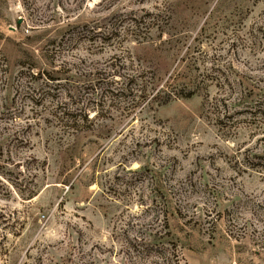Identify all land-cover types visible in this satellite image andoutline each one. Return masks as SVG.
<instances>
[{
    "label": "rangeland",
    "instance_id": "374dc122",
    "mask_svg": "<svg viewBox=\"0 0 264 264\" xmlns=\"http://www.w3.org/2000/svg\"><path fill=\"white\" fill-rule=\"evenodd\" d=\"M0 264H264V0H0Z\"/></svg>",
    "mask_w": 264,
    "mask_h": 264
},
{
    "label": "trees",
    "instance_id": "16d2710c",
    "mask_svg": "<svg viewBox=\"0 0 264 264\" xmlns=\"http://www.w3.org/2000/svg\"><path fill=\"white\" fill-rule=\"evenodd\" d=\"M164 89V87L162 88V89H160L159 91L157 90V88L155 89V91H158L157 92V94L155 95V97H154V99H157L161 94H166V92L163 90ZM166 89H167V91L169 92V94H171L172 95V90H173V87H172V85H168V86H166ZM169 89H170V91H169ZM73 119H76L77 118V115L76 116H73L72 117ZM152 242H154V241H152ZM149 247H151V246H149ZM153 248H156L155 250H153ZM151 251H154V253H156L157 254V246L156 245H152V247H151V249H150ZM157 257V256H156ZM153 258H155L154 256H153ZM176 258H177V256H176Z\"/></svg>",
    "mask_w": 264,
    "mask_h": 264
}]
</instances>
